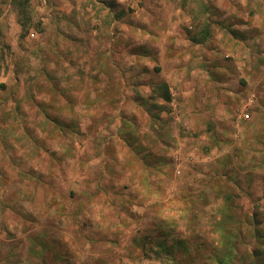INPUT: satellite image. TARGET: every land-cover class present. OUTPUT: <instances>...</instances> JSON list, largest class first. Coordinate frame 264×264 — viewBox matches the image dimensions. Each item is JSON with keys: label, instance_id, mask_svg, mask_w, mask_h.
<instances>
[{"label": "rangeland", "instance_id": "374dc122", "mask_svg": "<svg viewBox=\"0 0 264 264\" xmlns=\"http://www.w3.org/2000/svg\"><path fill=\"white\" fill-rule=\"evenodd\" d=\"M0 264H264V0H0Z\"/></svg>", "mask_w": 264, "mask_h": 264}, {"label": "built area", "instance_id": "2783aa9c", "mask_svg": "<svg viewBox=\"0 0 264 264\" xmlns=\"http://www.w3.org/2000/svg\"><path fill=\"white\" fill-rule=\"evenodd\" d=\"M32 36V35H31Z\"/></svg>", "mask_w": 264, "mask_h": 264}]
</instances>
